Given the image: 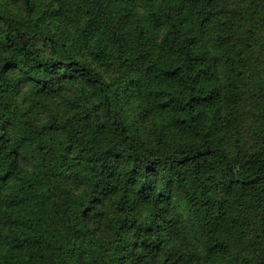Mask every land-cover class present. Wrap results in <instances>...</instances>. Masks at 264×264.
I'll list each match as a JSON object with an SVG mask.
<instances>
[{
	"label": "trees",
	"instance_id": "16d2710c",
	"mask_svg": "<svg viewBox=\"0 0 264 264\" xmlns=\"http://www.w3.org/2000/svg\"><path fill=\"white\" fill-rule=\"evenodd\" d=\"M0 264H264V0H0Z\"/></svg>",
	"mask_w": 264,
	"mask_h": 264
}]
</instances>
